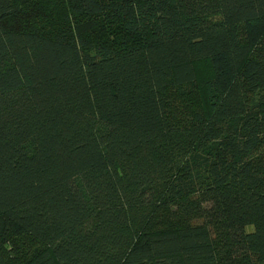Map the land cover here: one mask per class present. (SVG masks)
I'll list each match as a JSON object with an SVG mask.
<instances>
[{
  "label": "trees",
  "instance_id": "16d2710c",
  "mask_svg": "<svg viewBox=\"0 0 264 264\" xmlns=\"http://www.w3.org/2000/svg\"><path fill=\"white\" fill-rule=\"evenodd\" d=\"M8 237L23 264H264V0H0Z\"/></svg>",
  "mask_w": 264,
  "mask_h": 264
},
{
  "label": "rangeland",
  "instance_id": "374dc122",
  "mask_svg": "<svg viewBox=\"0 0 264 264\" xmlns=\"http://www.w3.org/2000/svg\"><path fill=\"white\" fill-rule=\"evenodd\" d=\"M196 85L192 88L188 87L187 92L189 96L196 99L198 109H202V113L208 115L207 102L203 90V85L206 81L211 79L212 73L208 62H199L195 64ZM5 244L0 242V248L3 256L10 264H23V260L19 253L30 254L34 249H39V244L31 238L18 237L7 238ZM14 245V246H13ZM15 247V248H14ZM16 249V250H15Z\"/></svg>",
  "mask_w": 264,
  "mask_h": 264
}]
</instances>
